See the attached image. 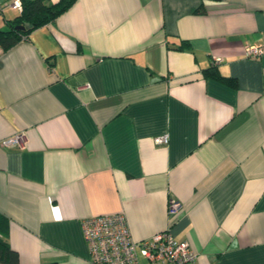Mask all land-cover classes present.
I'll return each mask as SVG.
<instances>
[{
	"label": "crops",
	"instance_id": "0c3cea01",
	"mask_svg": "<svg viewBox=\"0 0 264 264\" xmlns=\"http://www.w3.org/2000/svg\"><path fill=\"white\" fill-rule=\"evenodd\" d=\"M262 43L264 0H78L0 48V236L19 264H91L83 221L120 212L136 241H188L190 264H264V55L245 52Z\"/></svg>",
	"mask_w": 264,
	"mask_h": 264
},
{
	"label": "built area",
	"instance_id": "2783aa9c",
	"mask_svg": "<svg viewBox=\"0 0 264 264\" xmlns=\"http://www.w3.org/2000/svg\"><path fill=\"white\" fill-rule=\"evenodd\" d=\"M6 8L21 14L22 0H0V17ZM245 52L247 57L259 58L264 55V43L246 45ZM220 62L222 59H215L216 65ZM22 138L23 135H16L3 141L2 145L6 148L19 145ZM156 142L167 144L168 137H159ZM181 210L180 202H170L169 215L172 221ZM82 228L91 264H190L198 258L188 241L177 240L169 230L157 233L149 239L136 241L123 212L91 217L83 221Z\"/></svg>",
	"mask_w": 264,
	"mask_h": 264
},
{
	"label": "trees",
	"instance_id": "16d2710c",
	"mask_svg": "<svg viewBox=\"0 0 264 264\" xmlns=\"http://www.w3.org/2000/svg\"><path fill=\"white\" fill-rule=\"evenodd\" d=\"M78 0H60L53 3L50 0H22L23 11L19 17L10 23L9 30H0V48L7 51L20 43L35 30L51 24ZM18 26H25L24 30H17ZM183 43V48H188ZM206 78L215 79L231 87H237V81L220 75L216 68L204 71ZM0 264H19L18 254L11 249L9 243L0 236ZM53 264V263H52Z\"/></svg>",
	"mask_w": 264,
	"mask_h": 264
},
{
	"label": "water",
	"instance_id": "95a60500",
	"mask_svg": "<svg viewBox=\"0 0 264 264\" xmlns=\"http://www.w3.org/2000/svg\"><path fill=\"white\" fill-rule=\"evenodd\" d=\"M25 29V26H18L17 27V30H24Z\"/></svg>",
	"mask_w": 264,
	"mask_h": 264
}]
</instances>
